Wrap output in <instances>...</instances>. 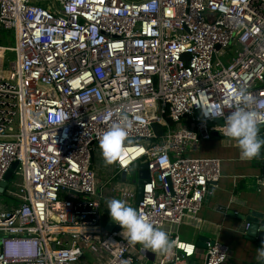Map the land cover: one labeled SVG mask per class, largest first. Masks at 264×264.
Segmentation results:
<instances>
[{
  "label": "built area",
  "instance_id": "built-area-1",
  "mask_svg": "<svg viewBox=\"0 0 264 264\" xmlns=\"http://www.w3.org/2000/svg\"><path fill=\"white\" fill-rule=\"evenodd\" d=\"M0 29L13 38L12 57L0 52V181L17 162V202L0 209V264H94L88 254L142 264L146 250L136 256L122 229L104 228L111 198L168 227L172 249L160 264H194L196 245L178 227L221 169L193 152L221 134L241 89L264 120V0H0ZM121 111L132 123L114 175L146 164L138 203L116 186L107 198L110 181L92 169L100 134ZM257 182L263 189L264 173ZM228 255L208 240L200 264Z\"/></svg>",
  "mask_w": 264,
  "mask_h": 264
},
{
  "label": "crops",
  "instance_id": "crops-1",
  "mask_svg": "<svg viewBox=\"0 0 264 264\" xmlns=\"http://www.w3.org/2000/svg\"><path fill=\"white\" fill-rule=\"evenodd\" d=\"M264 133L259 127L258 136ZM98 148L92 156V169L100 182L110 181L105 186L106 197L112 186L127 188L135 192L132 179L120 180V174L114 175L113 163L109 166L94 168L95 154L100 153ZM196 156L216 157L220 159L221 178L212 186L209 200L203 203L195 217H185L178 227V236L186 241L205 243L208 240H218L229 247V255L225 264H254L256 262L257 246L244 238L245 222L235 215L245 214L248 210L262 211L264 207V188L257 189L258 179L262 176L257 161L241 159L235 141L218 133H212L210 139L201 140L195 152ZM136 167V166H135ZM134 167V168H135ZM137 168V167H136ZM105 221L108 218L106 200H103ZM134 208V205L131 204ZM219 206L224 211L217 210ZM169 236L168 227L162 228ZM200 239V240H199ZM133 250L138 255L142 246L133 244ZM205 246H196V253L189 259L190 263L200 264L203 260ZM146 256L138 257L142 264H160L163 253L146 250ZM96 254H88L87 259L94 264ZM103 261V260H102Z\"/></svg>",
  "mask_w": 264,
  "mask_h": 264
},
{
  "label": "clouds",
  "instance_id": "clouds-1",
  "mask_svg": "<svg viewBox=\"0 0 264 264\" xmlns=\"http://www.w3.org/2000/svg\"><path fill=\"white\" fill-rule=\"evenodd\" d=\"M241 106L224 116V124L220 133L235 141L241 159H252L258 156L264 139L258 136L259 125L264 120L250 107L252 98L241 89L238 92ZM205 118H215L213 112L201 108ZM216 115H222L217 113ZM131 121L126 111L118 114V122L113 123L100 134L98 146L106 164L121 159L124 144L128 139V129ZM107 212L112 221L122 229V235L133 244H140L142 250L169 253L172 244L168 234L159 227H155L150 220L126 204L123 200L111 198L106 201ZM256 264H264V241L257 248Z\"/></svg>",
  "mask_w": 264,
  "mask_h": 264
},
{
  "label": "water",
  "instance_id": "water-1",
  "mask_svg": "<svg viewBox=\"0 0 264 264\" xmlns=\"http://www.w3.org/2000/svg\"><path fill=\"white\" fill-rule=\"evenodd\" d=\"M264 139V133L260 137ZM253 160L257 161L255 164L256 167L260 168L261 173H264V145L261 146L258 156L254 157ZM17 162H12L9 165V168L5 171L2 180L0 181V193L4 191L8 182L14 177L13 171L16 168ZM146 164H139L137 167L136 174L132 177V182L135 185V202L138 203L142 198V186L143 183L148 178V170ZM126 173L122 171L120 173V180L125 181ZM215 183H210L207 187V193L204 196V202H207L212 191V186ZM135 209V207H134ZM11 213H8L5 216H9ZM237 219L244 221L245 224L248 223L247 228L244 230V238L250 242H254L257 246L260 247L261 242L264 241V207L262 211L258 210H248L245 214L235 215ZM104 228L108 232H117L121 230V227L114 223L111 217L108 215V218L104 224ZM200 240V239H199ZM196 246H205V243H196ZM256 264V262L254 263Z\"/></svg>",
  "mask_w": 264,
  "mask_h": 264
},
{
  "label": "rangeland",
  "instance_id": "rangeland-1",
  "mask_svg": "<svg viewBox=\"0 0 264 264\" xmlns=\"http://www.w3.org/2000/svg\"><path fill=\"white\" fill-rule=\"evenodd\" d=\"M47 1V0H45ZM13 45V38L10 32L5 31V30H1L0 29V52H4V54L7 56V59L9 60V58L12 57L11 54V48ZM229 55L232 57L234 56V52L233 50L229 53ZM2 58H0V69L2 66H6L7 67V62L2 63L1 62ZM100 151V150H99ZM95 160L96 162H94V168L97 167H104V166H109V164H106L101 156V153H97L95 154ZM139 164H137L136 167H138ZM106 167H104L106 169ZM132 168V170H130L127 173V179H132V177L136 174L137 172V168ZM17 179L16 176H14L12 178L11 181L8 182L6 189L0 193V209L3 207H9L12 205H15L17 200L15 199V197H13L11 195V191L15 190V185L13 184V181H15Z\"/></svg>",
  "mask_w": 264,
  "mask_h": 264
},
{
  "label": "trees",
  "instance_id": "trees-1",
  "mask_svg": "<svg viewBox=\"0 0 264 264\" xmlns=\"http://www.w3.org/2000/svg\"><path fill=\"white\" fill-rule=\"evenodd\" d=\"M154 128L156 129L158 135H161V134H162V132H163V127H161V126L158 125V124H154Z\"/></svg>",
  "mask_w": 264,
  "mask_h": 264
},
{
  "label": "bare ground",
  "instance_id": "bare-ground-1",
  "mask_svg": "<svg viewBox=\"0 0 264 264\" xmlns=\"http://www.w3.org/2000/svg\"><path fill=\"white\" fill-rule=\"evenodd\" d=\"M134 153H132L131 155H133ZM128 157H130V155L128 156ZM120 235L122 236V230L121 231H119V234H118V236L120 237Z\"/></svg>",
  "mask_w": 264,
  "mask_h": 264
}]
</instances>
